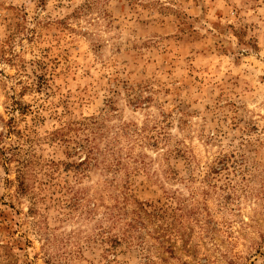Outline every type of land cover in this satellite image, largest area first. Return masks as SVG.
Returning a JSON list of instances; mask_svg holds the SVG:
<instances>
[{
  "label": "rangeland",
  "instance_id": "374dc122",
  "mask_svg": "<svg viewBox=\"0 0 264 264\" xmlns=\"http://www.w3.org/2000/svg\"><path fill=\"white\" fill-rule=\"evenodd\" d=\"M0 264H264V0H0Z\"/></svg>",
  "mask_w": 264,
  "mask_h": 264
},
{
  "label": "trees",
  "instance_id": "16d2710c",
  "mask_svg": "<svg viewBox=\"0 0 264 264\" xmlns=\"http://www.w3.org/2000/svg\"><path fill=\"white\" fill-rule=\"evenodd\" d=\"M59 136V135H58ZM58 138H54L53 140H57ZM88 142H90V139H88ZM19 149V148H18ZM85 151L88 153L87 159L84 160L81 163L71 164V163H65V162H54L52 165L53 167H65L66 171L73 170L76 174V180L75 184L69 188V193L71 197L69 199H65L62 202V205L66 207L67 210H78L82 206L81 209L87 208V210L92 213L93 208L92 204L96 201H99L97 198L98 191L97 189L92 190L91 188H81V190H78L77 186L82 185L83 182L86 179H90L92 177V170L95 167L100 168V158L103 157L106 160L108 159V151L107 152H101L99 145L95 144H89L88 146H85ZM30 154V149L28 150H17L15 149L14 152L10 156L5 157V162L7 164H11L13 162L17 163V172L19 175L18 181V189L19 192L22 193L24 196L31 195V188L32 185L29 184V174L33 170L32 163H30V159H24L23 158ZM35 156H37V160H35V166L38 168H41V171L45 173L46 165L42 158L38 155V153L35 151ZM118 163H120V160L118 159ZM94 164V165H93ZM113 165V164H112ZM36 177V176H34ZM131 199H126V201H130ZM121 219V216H120ZM118 244H120L118 242Z\"/></svg>",
  "mask_w": 264,
  "mask_h": 264
}]
</instances>
